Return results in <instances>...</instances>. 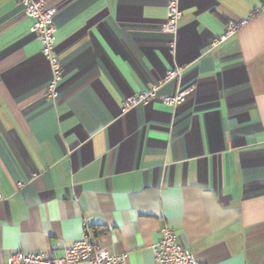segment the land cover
Here are the masks:
<instances>
[{
  "label": "crops",
  "instance_id": "0c3cea01",
  "mask_svg": "<svg viewBox=\"0 0 264 264\" xmlns=\"http://www.w3.org/2000/svg\"><path fill=\"white\" fill-rule=\"evenodd\" d=\"M263 4L180 0L173 37L167 0H46L63 69L52 102L30 20L0 0V264L16 251L62 257L87 234L154 264L164 224L204 264H264ZM175 68L194 86L181 104L121 111Z\"/></svg>",
  "mask_w": 264,
  "mask_h": 264
},
{
  "label": "built area",
  "instance_id": "2783aa9c",
  "mask_svg": "<svg viewBox=\"0 0 264 264\" xmlns=\"http://www.w3.org/2000/svg\"><path fill=\"white\" fill-rule=\"evenodd\" d=\"M22 7L24 16L30 20V33L40 44V53L47 61L51 79L46 88V98L52 102L58 97V87L63 80V69L59 58L54 53L56 25L54 16L56 8H48L46 0H17ZM259 11H264V4ZM258 11V12H259ZM181 17L180 0H167L166 18L161 26L163 33L176 37L179 20ZM252 18L247 17L227 22L223 33L213 40L210 48L213 49L220 43L234 35L245 26ZM174 47V43L170 45ZM182 69L175 68L167 71L164 77L154 85L125 97L121 105L124 113L134 107L145 105L158 99L163 105L176 107L182 103L186 94L194 88L193 85L182 87L180 78ZM177 81V89L173 95H160L159 88L170 81ZM154 264H204L194 258L190 250L183 247L177 239L176 233L167 225H162L158 231L155 244L151 247ZM7 264H127L123 255H111L107 250L98 245L87 234L83 239L74 241L64 250L59 258L45 257L42 254L25 251L12 253Z\"/></svg>",
  "mask_w": 264,
  "mask_h": 264
}]
</instances>
